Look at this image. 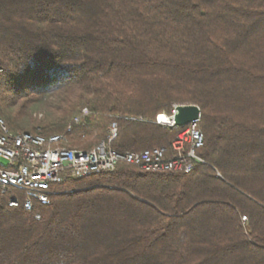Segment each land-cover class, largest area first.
I'll return each instance as SVG.
<instances>
[{"label":"trees","instance_id":"16d2710c","mask_svg":"<svg viewBox=\"0 0 264 264\" xmlns=\"http://www.w3.org/2000/svg\"><path fill=\"white\" fill-rule=\"evenodd\" d=\"M0 69L10 131L89 151L116 121L112 146L138 151L197 104L211 164L121 161L31 209L0 188V264H264V0H0Z\"/></svg>","mask_w":264,"mask_h":264},{"label":"built area","instance_id":"2783aa9c","mask_svg":"<svg viewBox=\"0 0 264 264\" xmlns=\"http://www.w3.org/2000/svg\"><path fill=\"white\" fill-rule=\"evenodd\" d=\"M178 105L172 103L170 113H159L155 121L170 126ZM83 112L87 113L88 109ZM199 120L182 126L169 146L125 152H119L112 146L118 135L116 121L109 124L111 137L103 140L102 148L93 147L89 151L66 149L61 145L65 141L63 134L52 139H43V135L38 134V139H29V144H19L17 133L0 130V188L9 193V204L13 206L20 204V197L13 190L20 191L24 205L31 209L36 200L49 201L51 186L61 182L64 176H85L87 169L114 170L122 161L145 171L188 172L189 164L204 159L198 153L204 146Z\"/></svg>","mask_w":264,"mask_h":264},{"label":"bare ground","instance_id":"6f19581e","mask_svg":"<svg viewBox=\"0 0 264 264\" xmlns=\"http://www.w3.org/2000/svg\"><path fill=\"white\" fill-rule=\"evenodd\" d=\"M1 71V69H0ZM87 109H85L84 111H86ZM165 120H168L167 117H163ZM0 130H4L5 133H17V141H19V144H29V139H38V134H31V133H28V132H23V131H10L8 129V127L6 126L5 124V121L3 119V117L1 116L0 114ZM28 135V137L26 136ZM62 135H52L50 137H46V136H43V139H52V138H56V137H60ZM108 137H111V130H108ZM102 144H103V141H101L95 148H102ZM68 150H79V149H72V148H66ZM82 151H85V150H82ZM208 164V162L204 159H200V160H197L196 161V164ZM196 164H189L188 165V172L192 171L195 167ZM102 171H105V169H87V175L90 174V173H93V172H102ZM39 201V203L41 202L42 203H47L48 201H45V200H37ZM27 209L29 208L30 209V206H25Z\"/></svg>","mask_w":264,"mask_h":264},{"label":"water","instance_id":"95a60500","mask_svg":"<svg viewBox=\"0 0 264 264\" xmlns=\"http://www.w3.org/2000/svg\"><path fill=\"white\" fill-rule=\"evenodd\" d=\"M201 109L197 104H180L174 114L173 123L170 126H185L193 120L199 119Z\"/></svg>","mask_w":264,"mask_h":264},{"label":"rangeland","instance_id":"374dc122","mask_svg":"<svg viewBox=\"0 0 264 264\" xmlns=\"http://www.w3.org/2000/svg\"><path fill=\"white\" fill-rule=\"evenodd\" d=\"M42 114H40V116H41ZM207 165H211L209 162H208V164ZM213 167V166H212Z\"/></svg>","mask_w":264,"mask_h":264}]
</instances>
